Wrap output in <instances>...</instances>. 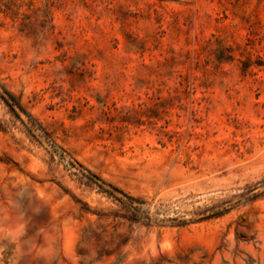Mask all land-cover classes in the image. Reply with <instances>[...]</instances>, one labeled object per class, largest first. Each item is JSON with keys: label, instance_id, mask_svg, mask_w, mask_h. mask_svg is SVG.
Segmentation results:
<instances>
[{"label": "rangeland", "instance_id": "374dc122", "mask_svg": "<svg viewBox=\"0 0 264 264\" xmlns=\"http://www.w3.org/2000/svg\"><path fill=\"white\" fill-rule=\"evenodd\" d=\"M0 95V264H264V0H0Z\"/></svg>", "mask_w": 264, "mask_h": 264}, {"label": "trees", "instance_id": "16d2710c", "mask_svg": "<svg viewBox=\"0 0 264 264\" xmlns=\"http://www.w3.org/2000/svg\"><path fill=\"white\" fill-rule=\"evenodd\" d=\"M13 6H16V8L19 6L20 7V4H14ZM40 10L37 9L36 12H39ZM17 16L18 14L15 13ZM2 89L5 91V93L14 101V103L16 104V106L19 108L20 111H22L23 113H25L28 117H30V115L24 110V108L22 107V105L20 104V102H18L3 86H1ZM0 97L2 98V96L0 95ZM4 100V98H2ZM4 102L6 103V105H8L12 111V113H14V115L16 117H18L16 115V113L14 112V110L11 108V106L8 104V102L6 100H4ZM108 193V192H107ZM122 194V193H121ZM123 196H125V194H122ZM108 196L114 198L116 201H118L119 203L121 202L118 198H116V196H112V194L109 192L108 193ZM127 197V199L131 202H137V199L133 198V197H130V196H125ZM137 210V208L133 207L132 205H129L128 206V211L131 212V211H135ZM128 219H130V221H133L135 223H137L139 221V218L136 217L134 214H132L130 217L128 216ZM182 224H185V222H181V224H178V225H182Z\"/></svg>", "mask_w": 264, "mask_h": 264}]
</instances>
